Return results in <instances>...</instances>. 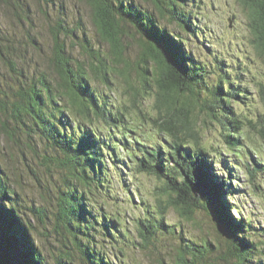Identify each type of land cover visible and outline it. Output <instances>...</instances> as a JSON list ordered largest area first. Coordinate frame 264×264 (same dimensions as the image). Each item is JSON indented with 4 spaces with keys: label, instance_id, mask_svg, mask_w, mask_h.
Masks as SVG:
<instances>
[{
    "label": "trees",
    "instance_id": "trees-1",
    "mask_svg": "<svg viewBox=\"0 0 264 264\" xmlns=\"http://www.w3.org/2000/svg\"><path fill=\"white\" fill-rule=\"evenodd\" d=\"M84 1L105 50L89 44L79 23L75 29L57 20L50 28L49 56L44 57L43 67L34 62L30 74V65L14 53H5L0 42L1 58L17 76L11 92L0 97V114L7 117L2 131L12 139L19 136L16 142L24 138V145L34 153L40 146L43 163H51L45 166L61 172L56 222L50 233L62 231L71 238L87 264H127L123 259L130 245L149 253L152 264L258 262L261 252L250 238L251 224L232 202L234 171L223 169L226 182L223 176H214L215 155L201 142L195 112L199 107L220 128L225 146L220 152L239 156L245 147L244 124L233 102L245 90L239 88L238 76L230 79L231 73L217 66L219 62L211 67L187 49L189 39L199 36L190 9L197 0ZM238 1L247 14L250 43L264 63V0ZM1 2L20 4L19 0ZM20 11L27 13L22 7ZM28 40L36 46L32 36ZM0 41L11 44L10 51H19L1 31ZM130 41L138 46L134 60L127 55ZM75 48L78 56L73 54ZM217 70L225 72L208 85L209 75ZM121 83L130 91L126 103L111 97ZM145 95L153 97L156 115L143 114L136 105ZM129 103L140 118L130 116ZM262 118L258 136L264 143ZM146 122L163 136L161 141L140 139L136 131ZM246 166L250 169L251 163ZM132 172L158 180L166 198H156L153 210L139 199L141 214L124 218L133 198L123 173ZM6 179L0 169V264H42L32 226L17 207ZM199 200L215 209L226 235L220 258L218 246L185 239L180 233L175 237L176 228L165 222L171 207L189 218L202 206ZM33 212L43 223L41 210ZM127 224L133 227L132 238ZM172 237L178 238L177 246L165 254L161 241Z\"/></svg>",
    "mask_w": 264,
    "mask_h": 264
},
{
    "label": "rangeland",
    "instance_id": "rangeland-1",
    "mask_svg": "<svg viewBox=\"0 0 264 264\" xmlns=\"http://www.w3.org/2000/svg\"><path fill=\"white\" fill-rule=\"evenodd\" d=\"M20 4L4 5L0 0V31L12 42V46L19 51H10L5 41H0L5 53H14L24 63L30 65L28 71L33 72L32 66L37 62L41 67L45 64L44 57L49 56L52 39L50 28L57 20H65L67 26L75 27L79 23L84 30L89 44L95 49L105 50L106 45L98 38L96 31L90 21V12L84 0H19ZM20 7L27 11H20ZM192 21L199 31V36L190 38L188 50L192 56L211 67H221L231 74L229 78L238 76L239 88L245 90L241 97H236L234 111L243 120L241 142L245 147L240 151L239 156L231 152L222 153L224 148L222 139L219 137V126L200 112L201 107L196 108L201 142L209 147L211 155H215L211 169L214 176H223L227 181V173L223 169L230 167L233 172L231 184L232 202L241 208V215L251 224L249 231L253 242L258 243L260 256L258 262L250 264H264V143L258 136L259 127L264 117V63L256 54L250 40L249 24L247 14L238 0H197L191 7ZM27 15V18L25 16ZM23 20H20V19ZM174 28V27H173ZM175 31H178L176 27ZM183 34V33H181ZM32 36L37 44L32 46L28 40ZM192 39V40H191ZM138 46L134 41L129 42L127 50L128 58L134 60L137 55ZM78 49L73 54L78 56ZM11 56V55H10ZM13 57V56H11ZM20 65V64H19ZM27 67V66H26ZM210 70H213L210 68ZM223 71V73L225 72ZM217 70L215 75L210 74L208 85L215 82L217 75L223 74ZM17 76L10 72L0 56V97L8 95L9 88L14 87ZM137 86V83H134ZM129 92L121 83L116 95L111 97L117 102H128ZM136 103L143 114L156 115L152 109L153 97L145 95ZM130 116L140 118L138 109L128 104ZM261 119V121H260ZM7 117L0 114V169L9 187L14 191V198L17 199V207L32 226V238L34 244L43 256L42 264H87L82 258L80 251L73 245L71 238L65 236L62 231L59 235L50 233L54 229L56 220V209L58 207L59 192L57 186L61 182V172L55 166L47 168L41 159L44 155L43 149L38 146L29 150L24 144L25 139L17 141L16 138L4 134L2 124ZM136 132L140 139L150 143L161 141L163 136L154 130L151 122L143 123ZM136 135H132L135 137ZM215 150L217 152H215ZM250 153H248V151ZM51 155V154H50ZM124 154L122 153V156ZM228 160L225 164L223 160ZM250 162V169L246 163ZM123 177L132 193L133 203L123 213L124 218L138 216L141 209L138 207L139 199L150 204L149 209L155 207L156 198L165 200L159 187L161 183L154 177L132 172ZM220 183L221 180H220ZM137 190V193L133 191ZM226 191V190H225ZM125 194L121 192V198ZM202 206L189 217L181 214L180 208L171 207L165 216L167 225L176 228V235L188 240L201 243L211 242L220 248L217 252L218 258L225 251L226 235L218 220V213L209 204L199 200ZM230 205L231 201H227ZM41 210L43 223L37 218L33 210ZM237 220V216L235 217ZM131 231L133 227L126 225ZM49 230V232H48ZM162 239L161 247L165 254H171L177 246L178 238ZM163 252V251H162ZM126 256L123 261L127 264H152L148 259L149 253H143L137 246L126 249ZM216 255V254H215ZM257 259V258H256ZM219 264H226L218 260Z\"/></svg>",
    "mask_w": 264,
    "mask_h": 264
}]
</instances>
